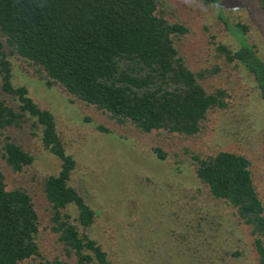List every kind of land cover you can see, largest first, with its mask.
Listing matches in <instances>:
<instances>
[{"label": "rangeland", "instance_id": "obj_1", "mask_svg": "<svg viewBox=\"0 0 264 264\" xmlns=\"http://www.w3.org/2000/svg\"><path fill=\"white\" fill-rule=\"evenodd\" d=\"M161 11L170 23L188 29L175 43L193 72L206 73L200 80L203 87L228 95L227 108L210 111L196 136L143 133L132 123L120 124L61 85L48 86L45 73L11 55L6 46L13 83L25 86L39 107L54 115L65 149L77 163L69 185L95 212L93 225L80 226V231L102 246L112 264H260L249 227L239 221L236 209L211 196L197 176L193 156L223 151L247 156L264 203V100L253 76L217 50L226 45L236 51L243 39L264 61V14L257 0H220L216 5L162 0ZM1 100L18 107L3 90L0 66ZM33 133L28 124L0 136V174L7 190L26 191L39 218L41 254L26 264H77L53 230L52 207L44 192L45 180L59 173L61 162L44 148L41 131ZM7 136L35 158L31 166L16 172L7 164ZM155 149L166 159H159ZM68 212L74 221L76 210Z\"/></svg>", "mask_w": 264, "mask_h": 264}, {"label": "trees", "instance_id": "obj_2", "mask_svg": "<svg viewBox=\"0 0 264 264\" xmlns=\"http://www.w3.org/2000/svg\"><path fill=\"white\" fill-rule=\"evenodd\" d=\"M257 1L264 14V0ZM161 6L162 0H0L3 90L18 105L0 101V136L31 124L33 135L41 131L44 148L60 160L61 169L45 180L44 192L52 207L53 230L77 264L112 262L97 241L80 231V226L93 225L95 212L69 185L76 160L65 149L54 115L41 109L25 86L14 85L5 48L45 73L48 86L61 85L120 124L132 123L143 133L196 136L210 111L227 108L228 95L203 87L200 80L206 73L193 72L175 43L188 29L170 23ZM239 27L244 34L246 27ZM239 40L236 51L226 45L217 50L228 63L242 65L253 76L264 100V61L254 46ZM3 149L4 159L16 172L35 162L10 136ZM155 153L166 159L162 150ZM193 160L211 196L236 209L239 221L249 227L259 263L264 264V203L249 158L223 151L207 158L195 155ZM70 208L77 212L74 221ZM38 235L31 196L24 190H7L0 174V264H26L39 257Z\"/></svg>", "mask_w": 264, "mask_h": 264}]
</instances>
